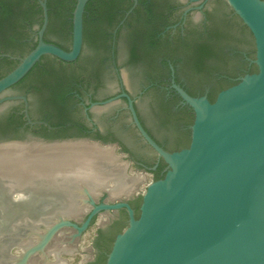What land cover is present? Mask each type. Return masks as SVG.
<instances>
[{"label": "water", "instance_id": "obj_1", "mask_svg": "<svg viewBox=\"0 0 264 264\" xmlns=\"http://www.w3.org/2000/svg\"><path fill=\"white\" fill-rule=\"evenodd\" d=\"M38 1L43 18L37 42L0 77V113L16 104L11 101L21 99L31 124L35 121L28 114L26 96L12 94L19 87H10L45 54L64 61L78 57L88 2L75 1L67 50L43 39L48 8L46 0ZM211 6L231 22L232 9L248 27L257 70L220 90L213 101L172 83L193 112L187 147L170 151L161 146L141 124L129 96L120 95L128 99L137 132L155 153L130 129L126 140L131 150L146 160L162 158L166 163L162 177L153 179L155 167L139 169L122 159L119 149L88 138L30 136L0 141V189L10 264L96 261L98 228L103 229L102 241L107 240L114 223L108 222V213L120 208L127 214L126 226L114 235L104 264H264V0H212ZM49 37L69 44L59 33L51 32ZM232 47L250 51L253 46L227 45L228 64H222L220 71L238 68ZM101 50L86 41L84 56ZM120 61L127 85L135 92L145 75L122 56ZM4 67L0 64V70ZM180 78L188 81L183 72ZM216 81L212 75L201 87L209 89ZM150 98L140 104L144 122L155 137L173 146L186 122L181 117L162 121ZM104 189L111 201L95 203ZM133 197H140L138 215L128 201ZM124 219L120 213L118 223Z\"/></svg>", "mask_w": 264, "mask_h": 264}, {"label": "flooded vegetation", "instance_id": "obj_2", "mask_svg": "<svg viewBox=\"0 0 264 264\" xmlns=\"http://www.w3.org/2000/svg\"><path fill=\"white\" fill-rule=\"evenodd\" d=\"M33 1L28 0V3H33ZM36 1L39 3L38 0ZM99 1L92 0L93 7L87 10L85 6L82 48L75 60L66 61V70L54 69V73L49 71L48 74V69H46L47 72L44 74L47 75L44 78L37 81L30 80L27 82L25 90L21 92L16 90L12 93L26 96L28 114L30 119L35 121L31 124L26 120L21 129H25L26 124H28L29 126L25 132L29 131L30 134L18 139H25L30 136L44 140L88 138L98 141L102 145L114 146V149H119L120 155H123L122 159L133 162L139 169L147 170L156 167L161 159L155 154L156 157L153 160H146L135 155L131 150V146L126 140L130 135V129L135 132L144 146L150 150L152 149L137 132L128 108V99L120 95L126 93L129 96L141 124L156 142H159L167 150H179L155 137L144 122L140 104L151 96L150 105H153L152 107L159 117L160 104L170 102V110L175 113V116L172 117H181L180 119H184L186 122L182 132L190 129L189 126L192 121L189 122L185 117L192 114L193 119L192 109L182 100L173 88L172 83L180 85L187 92L188 90L193 91L194 96L206 95L208 89L201 87L205 80L199 79L200 76L195 79L192 78L190 71L185 67L192 55L191 49L186 50L184 47H176V43L179 39L191 40L206 35L216 21L215 17L218 18L219 15L211 6L212 0H137L136 3L133 0H123L126 5L116 11L117 19L113 28H108L106 20L99 21L104 33L100 35L95 45L100 49L102 48V50L97 51L96 54L84 56L86 42L84 38L85 18L90 21L92 26L96 25L95 22L98 20L100 13L93 12V10L98 9ZM47 2L48 0H46V4ZM127 3L129 4L127 5ZM72 5L71 3L70 6ZM112 14L111 8H108V15L105 13V19ZM1 19L0 10V47H23L26 42L35 40L37 42V31L41 25L38 27V24H33L30 19L23 20L21 18L17 21L14 29L2 27ZM63 22H66L67 25L71 23L72 27V15L69 16L54 11L50 19L48 13V24L43 39L45 33H48L49 41L47 42L58 45V41L50 38L49 34L51 32L60 34ZM69 31L71 33V30H68V33ZM13 34L22 35V37H17L14 41L10 38V35ZM143 34L155 35V40L162 46L148 47L143 37L142 40L138 41L137 36ZM70 45L71 40L68 48L64 49L68 50ZM133 52L138 55L136 58H133ZM247 52L241 51L243 56H238L236 64L238 68L235 71H222L232 73V75L225 76L230 77L232 80H237L242 76L240 63L238 62L241 60L247 61L245 71L253 63L254 56L248 55ZM0 56H9L17 60L21 57L19 52L15 54L0 53ZM120 56L145 75V81L135 92L131 91L127 85L128 77L123 70L124 64L120 61ZM39 61L41 64L46 63L41 58ZM55 65L60 66V60L56 61ZM166 67L169 68V74L165 73L164 68ZM180 72L186 75L188 83L180 78ZM219 72L221 71H216L217 74H215V71L214 74L212 73L217 80ZM110 99L111 101L104 103V101ZM19 100L11 102L17 103ZM173 100L175 102L172 103ZM57 102L58 106L56 107L54 104ZM17 112H23V108ZM48 116L54 124L47 120ZM41 125L46 127L45 130L40 128ZM179 129L181 130V127ZM165 170L166 164L161 167L159 174ZM123 174L127 176L124 172ZM108 195L109 192L104 189L101 196L95 200V203L110 202ZM137 199L139 197L130 198L128 201L131 204V201ZM123 211L125 210L122 208L112 210V213H108V222L119 221L120 213L124 214ZM126 220L127 217L123 223ZM101 251L105 252L103 249Z\"/></svg>", "mask_w": 264, "mask_h": 264}, {"label": "trees", "instance_id": "obj_3", "mask_svg": "<svg viewBox=\"0 0 264 264\" xmlns=\"http://www.w3.org/2000/svg\"><path fill=\"white\" fill-rule=\"evenodd\" d=\"M76 0H48L47 6H48V13L50 19L52 18V12L56 11L58 13H64L69 16L72 15V10L74 7V3ZM73 4L70 6V4ZM125 3V2H124ZM123 3V0H100L98 3V9L93 12L100 13V16H98V20L95 22V26H92L89 20L85 18V31H84V38L85 41H91L92 44H96L98 38L101 34L104 33V29L99 24V21L106 20L108 23V28H113L116 22V14L117 10L121 8L122 6L126 5ZM129 3H127L128 5ZM92 0H88L86 5V10L89 8H92ZM108 8H111L112 15L110 17H107L105 19V13L108 15ZM69 9V11H68ZM0 10L2 14V27H9L14 28L17 23V21L21 20V18L24 19H30L31 22L34 24H38V27L41 25L42 22V8L40 4L34 0L33 3H28V0H2L0 1ZM103 14V15H102ZM231 15H232V22L228 19L221 18V17H215L216 21L214 24L210 27L209 32L206 33L204 36H200L199 38H194L191 40L187 39H179L177 41L176 47H184L186 50L191 49V57H189L188 65H186V69L190 71L192 78H197L201 80H206L208 78H211L212 73L214 71H220L221 66L228 64V60L226 58L227 52L224 51L227 45H231L234 42H241V43H247L250 46H253L250 51L247 52L248 55L254 56V39L253 36L248 29V27L242 22V20L238 17L236 13L233 12L231 9ZM104 17V18H103ZM101 18V19H100ZM51 22V20H50ZM237 26V27H234ZM68 30H71V23L67 25L66 22H63V25L61 26L60 35L66 36L70 42L71 40V33ZM103 31V32H102ZM48 33H45L44 40L49 41ZM15 35V36H14ZM22 37V35L13 34L10 35L11 40H16V38ZM145 40V44L148 47H161L162 45L158 43L155 39V35L147 34V35H138L137 40ZM58 45H60L63 48H68V45L65 43H62L60 41L57 42ZM36 44L35 41L26 42L25 46L23 47H0V53H11L15 54L16 52H19L20 56H24L30 49H32ZM12 49V51H10ZM234 57L243 56L241 55V49L239 47H232ZM231 50V51H232ZM138 55L133 52V58H136ZM46 63L41 64L40 61L37 62L29 71L28 73L22 77L17 83L12 85V87H19L18 92H21L25 90V86L28 81L30 80H41L46 76L47 74H44L47 72L46 69L49 71H52L54 73V69H59L60 71L66 70V61L61 60L57 58L56 56L52 55H44L41 57ZM60 60V66H56V61ZM18 60L13 59L9 56H0V64L5 65L3 69L0 70V77L4 75L6 72L11 70L16 64ZM246 60H241L240 62V70L242 75L244 73L254 72L257 70V67L254 63H251L247 70L246 68ZM164 63V62H163ZM225 63V64H224ZM223 64V65H222ZM48 67V68H46ZM244 68V70H243ZM165 73L169 74V68H164ZM230 71V70H229ZM231 72V71H230ZM218 80L212 85L208 91H206L207 97L213 101L216 97V94L235 83L239 81L232 80L229 75H232V73H224L219 72ZM228 75V76H225ZM189 93L192 95H195L193 91L188 90ZM52 102V101H51ZM53 103V102H52ZM55 103V102H54ZM170 102L168 103H161L160 109H159V118L162 121L171 119L172 116H175V113H172L170 110ZM54 106H58V102L54 104ZM23 108V101L19 100L15 105L10 106L7 108L4 112L0 113V141L2 140H8V139H16L23 137V133L25 132L26 128L29 126L26 124L25 129H21V126L26 122V118L24 117L23 112L18 113L17 111L22 110ZM185 118L188 119L189 122L192 121V114H188ZM47 120L50 123H53V120L48 116ZM40 128L42 130H45V126L41 125ZM189 130L186 129L184 132L180 133L179 138L176 139V143L173 145L174 149H180L184 146H188L189 143ZM159 143V142H158ZM160 144V143H159ZM161 145V144H160ZM173 149V148H172ZM159 164L154 168L151 169V172L153 173V179L160 178L164 175V172H160V169L162 166H164L166 163L160 158ZM140 203V197L139 199L135 201H131V205L135 209V214L138 215V205ZM124 216L127 217V214L125 211ZM94 221V220H93ZM111 234L109 238L105 241H102V233L103 229L98 228V235L94 241V248L97 252L96 261H92L89 264H104L106 253L109 251L111 247L112 240L114 238V235L122 230L123 227L126 226L125 223H118V221L114 222L112 225ZM101 249L105 250L101 251Z\"/></svg>", "mask_w": 264, "mask_h": 264}]
</instances>
